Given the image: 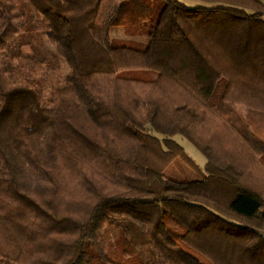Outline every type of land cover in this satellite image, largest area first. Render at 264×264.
<instances>
[{
    "label": "trees",
    "instance_id": "1",
    "mask_svg": "<svg viewBox=\"0 0 264 264\" xmlns=\"http://www.w3.org/2000/svg\"><path fill=\"white\" fill-rule=\"evenodd\" d=\"M197 1L0 0V264H264V3ZM24 33L69 69L50 108Z\"/></svg>",
    "mask_w": 264,
    "mask_h": 264
},
{
    "label": "rangeland",
    "instance_id": "2",
    "mask_svg": "<svg viewBox=\"0 0 264 264\" xmlns=\"http://www.w3.org/2000/svg\"><path fill=\"white\" fill-rule=\"evenodd\" d=\"M176 1L188 8L208 6V4L197 0ZM16 12L17 14L20 13H18V11ZM27 17L28 14L26 16H23V14H21V19L18 21L24 22L26 26H29L31 24V20ZM109 33L111 38L121 40L122 44L126 46L142 49L147 43V39L145 36H123L119 28H112ZM19 42H24L26 43V45L20 47V57L15 58L12 61L13 68L24 69L26 66L24 57L31 56L33 54L32 51H36L40 55V57L46 61V64L42 65L39 71L36 72V74L30 73L29 77L37 80L42 86L43 97L40 102V107L50 108L51 101L59 95L61 89H63V87L65 86V80L70 73L69 69L66 66L65 62L54 53L52 47L47 43L44 33H38V36H31L30 34L24 33L21 39L17 38L13 41L11 49L14 50L17 45H19ZM8 56L9 53H7L3 58H0L5 59L8 58ZM124 76L127 78H136L139 80L151 81L156 78V73L153 71H139L124 73ZM173 139L183 148L187 156L198 167L201 168L203 166L204 159L198 151H196L189 143H187L179 136H174ZM252 166L250 168L252 174L260 179V181L264 184V167L258 161H255L254 166ZM163 174L164 176L173 179L181 180L184 178V173L181 171V167L179 165H171L164 171Z\"/></svg>",
    "mask_w": 264,
    "mask_h": 264
},
{
    "label": "crops",
    "instance_id": "3",
    "mask_svg": "<svg viewBox=\"0 0 264 264\" xmlns=\"http://www.w3.org/2000/svg\"><path fill=\"white\" fill-rule=\"evenodd\" d=\"M257 1H259V2H261V3H264L263 0H257ZM253 166H254V163H253ZM253 166H252V167H253Z\"/></svg>",
    "mask_w": 264,
    "mask_h": 264
}]
</instances>
